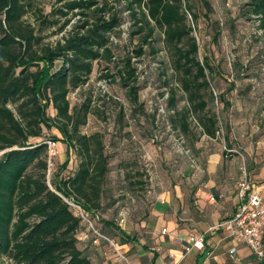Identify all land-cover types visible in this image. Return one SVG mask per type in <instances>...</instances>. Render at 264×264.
Instances as JSON below:
<instances>
[{
  "label": "rangeland",
  "instance_id": "374dc122",
  "mask_svg": "<svg viewBox=\"0 0 264 264\" xmlns=\"http://www.w3.org/2000/svg\"><path fill=\"white\" fill-rule=\"evenodd\" d=\"M191 1L198 15L197 23L189 17V25L198 44V59L208 62L212 68V93L216 98L212 108L220 126L214 139L200 135L201 129L193 117L187 136L171 124L170 116L174 115L169 108V98L173 93L171 86L175 88L178 100L176 109L189 106L172 78L171 60L163 43V32L159 29L154 42L144 48L145 55L132 61L137 70L138 103H131L127 90L116 76L122 67L121 60L139 42V37L132 35L133 26L128 13L123 14L121 36L113 35L112 38L116 45L113 51L115 59L109 65L95 63L87 84L69 95L72 108L90 101V113L81 133L100 135L109 161L99 212L102 218L100 227L103 226L104 234L115 239L113 231L106 225L107 222L113 223L136 239L134 245L128 244L127 249L121 251L125 252L122 255L129 264H151L155 254L159 256L160 264L171 262L163 247L167 241L159 240L163 224L158 222L159 213L167 214L192 234H204L208 241L214 239L212 242L218 243V247L211 258L217 257L226 264H258L260 261L249 251L247 255L238 257V262L227 260L228 242L222 232L212 237L209 235L210 229L224 221L215 214L224 199L212 194L214 204L206 201L201 212L196 205L194 189L203 188L213 154L222 155L215 183L217 187L233 188L245 178L252 184L264 183L256 179L262 172L264 174V32L259 20L249 12L250 0H209L210 13L196 0ZM28 2L22 21L40 34L43 45L55 46L79 19H72L65 30L58 33L65 20L72 18V14L63 18L58 13L64 2ZM115 7L118 9L117 5ZM41 16L49 23H43ZM0 21L4 22V17ZM55 22L56 25H50ZM56 65L58 69L61 63ZM106 72L113 77L102 78ZM231 85L234 89L228 92ZM10 108L14 110L15 107ZM48 113L51 117L56 116L52 108ZM53 136L61 139L56 130L44 129L43 137L32 139L30 144L52 141ZM229 148L231 150L227 151ZM67 160V169L62 170ZM79 163L74 151L67 153L66 146L57 142L52 155L48 150V187L53 190L57 174L61 178L73 177ZM178 244L184 246L183 241ZM103 250L110 264L117 259L110 246H103ZM94 259L96 264L98 261ZM209 260V264H217L213 259ZM123 262L120 264H125ZM0 264L14 263L0 259Z\"/></svg>",
  "mask_w": 264,
  "mask_h": 264
},
{
  "label": "trees",
  "instance_id": "16d2710c",
  "mask_svg": "<svg viewBox=\"0 0 264 264\" xmlns=\"http://www.w3.org/2000/svg\"><path fill=\"white\" fill-rule=\"evenodd\" d=\"M28 1L0 0V18L4 17V22L0 21V259L14 264H92L77 247V234L84 229L81 221L61 196L75 199L91 215L99 214L109 161L101 136L81 133L90 101L72 108L70 93L87 84L95 63L109 65L115 59L112 38L121 36L123 14L128 13L132 35L139 37V42L121 60L116 76L131 103H138L137 70L132 61L145 55L144 48L154 42L159 29L171 60L172 78L189 106L176 109L178 100L171 86V124L187 136L193 117L200 135L214 139L220 126L212 108L216 100L212 68L198 59V44L189 25V17L197 23L198 15L191 0H58L64 2L58 10L60 16L72 14L58 33L72 19H79L55 46L43 45L40 34L23 23ZM196 1L211 12L209 0ZM248 5L264 32V0H250ZM41 19L49 23L45 17ZM57 62L61 63L58 69ZM112 77L109 72L102 76ZM233 89L231 85L228 92ZM50 108L55 117L49 115ZM44 129L56 130L61 139L53 136L51 140L63 143L67 153L74 151L80 160L73 177L56 175L53 190L46 182L48 147L30 144L32 139L43 137ZM68 165L67 160L62 170ZM198 189H194L195 194ZM106 225L121 245L136 243L113 223ZM157 259L155 254L152 264H157Z\"/></svg>",
  "mask_w": 264,
  "mask_h": 264
},
{
  "label": "built area",
  "instance_id": "2783aa9c",
  "mask_svg": "<svg viewBox=\"0 0 264 264\" xmlns=\"http://www.w3.org/2000/svg\"><path fill=\"white\" fill-rule=\"evenodd\" d=\"M43 144L47 145L49 154L52 155L57 143L46 141ZM237 197L239 206L236 213L219 223L216 228L210 229V235L222 232L225 240L232 243L227 252L232 263L238 262L239 247L248 248L252 255L261 262L264 259V185L260 190H255V186L245 178L239 183ZM61 198L74 216L81 221L84 228L80 233L81 239L89 240L93 246H99L101 243L109 244L116 254L126 261V258L120 254L119 247L101 231L102 218L99 214L87 213L73 198L66 199L62 196ZM210 200L214 201V198ZM165 233L166 230H163V234ZM206 242L207 236L204 234L191 236L185 248V254L188 255L193 250L204 251Z\"/></svg>",
  "mask_w": 264,
  "mask_h": 264
},
{
  "label": "crops",
  "instance_id": "0c3cea01",
  "mask_svg": "<svg viewBox=\"0 0 264 264\" xmlns=\"http://www.w3.org/2000/svg\"><path fill=\"white\" fill-rule=\"evenodd\" d=\"M221 160H222V155H219V154L211 155L210 161H209L210 163H209V166L207 168L208 178L204 182L203 188L201 189L199 187L198 191L195 194V197L197 199L196 205L198 206V209L201 212H203V210L205 209L206 201H208V203H210V204H214L215 198L212 194L216 193L217 197L223 198L224 202L222 203V207L220 208L219 211H216L217 213L215 212V214H217L219 218H223V220H226V219H229L230 217H232L238 209L239 200L237 197V191H238L239 184H238V186H235V187L233 186V188L229 187V189L227 187H222V186L217 187L215 185V183L217 182V175L219 173L218 165L221 162ZM211 162H212V164H211ZM263 177H264V174L262 172L260 175H258L256 177V179H258V180L261 179L262 181H264ZM233 181L235 182L236 179H234ZM253 185L255 186V190H260V188L264 185V183L258 182L257 184H253ZM211 198H214V201H211L210 200ZM162 204H165V202L162 201ZM221 221H219V222H221ZM158 222L163 223L162 228L159 232V234L161 235V237H159V240H161L162 242L164 240L167 241L163 247L165 249L164 251L166 252V256L171 259L170 260L171 262L169 261L170 262L169 264H209V261H210L209 259H213L217 264H223V263L226 264V262L221 263L217 257L211 258L213 251L218 247V243L212 242L214 239H211L209 241L207 240L206 248L204 251L193 250L192 253L186 255L185 254V248L188 245L189 238L191 236H198L200 234H192V233L188 232L186 229L180 227L176 220L167 216V214L164 215V214L159 213L158 214ZM219 222H217V223H219ZM163 230H166L165 234H163ZM81 232H83V231L80 230L77 234V240H78L77 247L79 248V250L84 252L85 254H87V256L90 258L92 264H94V261H95L94 258H96V260L98 261L96 264H110L108 262L109 258H107V257L105 258V256L107 254L103 250V246H110V245L106 244V243H101L99 246H93L92 242H90L89 240L81 239V237H80ZM194 232H196V231H194ZM222 235L225 236L224 234H222ZM210 236L212 237L213 235H210ZM108 238L110 240H112L119 247L120 254L125 253V252L122 253L121 251L126 250L128 245H121L118 241L116 242L115 240L111 239L110 237H108ZM223 238L225 240V237H223ZM180 241L184 242V246H180L178 244ZM225 241L228 242L227 248L229 249L232 246V243L228 240H225ZM110 247L112 248V246H110ZM246 249H248V248H246V247H239L238 248V255H239V256L237 255L238 261H239L240 257H242L243 255H247L248 251L252 255L250 250H246ZM113 251H115V250H113ZM116 258L117 259H115L111 264H120V262L124 261L123 259H121L118 256V254H117ZM124 258H125V256H124ZM153 259L151 260V262L149 261L151 264H152ZM227 260H229L228 257H227ZM159 261H160V258L158 256L157 264H160ZM124 262H125V264H129L127 259ZM138 264H140V263H138Z\"/></svg>",
  "mask_w": 264,
  "mask_h": 264
},
{
  "label": "water",
  "instance_id": "95a60500",
  "mask_svg": "<svg viewBox=\"0 0 264 264\" xmlns=\"http://www.w3.org/2000/svg\"><path fill=\"white\" fill-rule=\"evenodd\" d=\"M260 264H264V259L260 262Z\"/></svg>",
  "mask_w": 264,
  "mask_h": 264
}]
</instances>
